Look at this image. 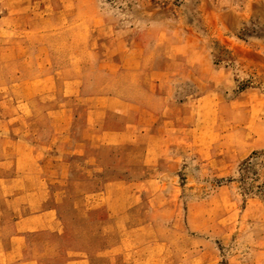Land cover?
Listing matches in <instances>:
<instances>
[{
	"label": "crops",
	"instance_id": "1",
	"mask_svg": "<svg viewBox=\"0 0 264 264\" xmlns=\"http://www.w3.org/2000/svg\"><path fill=\"white\" fill-rule=\"evenodd\" d=\"M82 1L0 0V66L7 57L19 67L0 97V198L17 212L10 222L0 221L1 264H40L37 258L64 256L47 246L32 249L28 239L39 235L40 242L63 247L68 237L59 210L70 195L79 203L88 198L89 209L107 206L109 218L116 219L151 192L164 190L165 181L160 189L149 186V180L130 178L131 155L120 153L106 161L104 150L144 144L143 166L167 159L162 177L171 182L181 169L189 178L230 176L240 161L264 147V118L253 106L264 97L258 89L244 88L228 98L234 85L231 71L205 57L190 60L186 52L160 64L148 61L131 30L116 44V57L91 59L100 46L101 27L88 21L93 13L82 8ZM135 46L138 57L133 56ZM107 65L114 75H125V84L114 91H86L87 69ZM186 84L189 90L183 93ZM133 86L140 87L136 95ZM38 116L44 125L22 124ZM178 125L186 136L171 141L179 139L174 137ZM177 144L190 147L191 156L154 151ZM100 174L108 179L103 188L90 187ZM247 241L252 244L242 252L243 264L258 253L255 239ZM4 242L9 245L1 248ZM116 243L96 247L94 256L113 260ZM72 255L57 264H90L84 251Z\"/></svg>",
	"mask_w": 264,
	"mask_h": 264
},
{
	"label": "rangeland",
	"instance_id": "2",
	"mask_svg": "<svg viewBox=\"0 0 264 264\" xmlns=\"http://www.w3.org/2000/svg\"><path fill=\"white\" fill-rule=\"evenodd\" d=\"M81 4L93 13L88 21L101 27L100 46L92 51L91 59L106 62L116 57L120 51L116 44L124 31L131 30L130 36L140 43L148 61L160 64L180 58L179 51L184 55L186 52L190 60L205 57L231 71L234 85L226 92L228 98L244 88L258 89L264 96V0H83ZM1 6L0 2V14ZM57 40L64 43L66 39ZM135 48L133 56L138 57L140 51ZM11 61L5 57L0 66V88L6 90L0 97L9 91L11 73L19 68ZM112 69L108 65L101 70L88 68L86 91L119 90L126 78L124 74L114 75ZM133 87L136 95L140 87ZM188 90L189 85L182 86L183 93ZM253 106L254 113L263 119L264 97L256 99ZM202 112L201 117L205 109ZM25 120L22 124L27 125L29 120L33 125L45 124L42 116ZM182 126L178 125L174 133L179 139L171 141L184 139ZM154 148L158 155L165 152V156L190 157L193 153L184 144ZM144 150L145 145L140 144L104 150L102 155L106 161L115 160L116 154L119 158L120 153L131 155L133 164L127 172L130 178L149 180V186L160 189L165 181L164 192H151L154 195L142 198L137 208L121 212L116 219L109 218L107 206L89 209L88 198L79 203L70 195L59 210L68 237L63 247L40 242L39 235L28 239L32 249L41 245L50 252L65 253L49 260L37 258L40 264L72 260V253L81 251L88 255L90 264H243L242 252L252 244L247 241L250 237L255 239L258 253L255 258H245L244 264H264V147L240 161L230 176L196 179L181 169L171 182L162 177L167 159L143 166ZM106 180L100 174L89 186L103 188ZM171 186L174 191L165 193ZM220 186L225 187L223 192L216 191ZM16 214L13 205L0 198V221L10 222ZM114 242L116 260L94 256L96 247L102 249ZM8 245L4 242L1 248Z\"/></svg>",
	"mask_w": 264,
	"mask_h": 264
}]
</instances>
